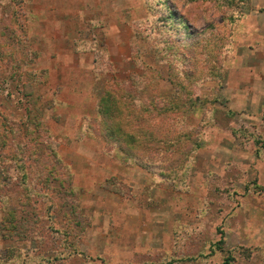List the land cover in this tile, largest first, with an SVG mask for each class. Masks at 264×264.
Instances as JSON below:
<instances>
[{
	"label": "rangeland",
	"instance_id": "rangeland-1",
	"mask_svg": "<svg viewBox=\"0 0 264 264\" xmlns=\"http://www.w3.org/2000/svg\"><path fill=\"white\" fill-rule=\"evenodd\" d=\"M153 2L0 0V263L264 264V0H170L192 21L186 62L187 28ZM183 70L198 80L182 98L200 101L152 122L190 128L191 159L145 171L106 142L98 100L161 108ZM21 202L45 238L5 229Z\"/></svg>",
	"mask_w": 264,
	"mask_h": 264
},
{
	"label": "trees",
	"instance_id": "trees-1",
	"mask_svg": "<svg viewBox=\"0 0 264 264\" xmlns=\"http://www.w3.org/2000/svg\"><path fill=\"white\" fill-rule=\"evenodd\" d=\"M154 5H156L160 11L162 10L161 13L164 16V22L171 21L176 25V22L180 21V24L187 28L186 36L188 39H191V41L189 42V44L188 42H185L183 44L182 47L184 53L180 54L178 59L180 61L183 60L184 62L188 61L190 47L193 46L192 43H194L195 41L194 32L191 28L192 21L185 17L183 14L178 13L177 8L172 6L170 0H154L153 6ZM171 22L165 23V25L171 24ZM215 33L216 32H214L213 37H209L208 46L213 45L215 43V39L218 38V34ZM190 59L192 60L194 58L190 57ZM171 66L173 69L181 71L173 64H171ZM146 72H149V69H146ZM156 72L157 74H155ZM182 73H184L185 76L183 78H180L178 75V80L174 81V85L176 87L173 96L169 98L170 102L165 101L161 108H159L155 103L152 105L146 103L145 101L139 103L138 108H135L133 104L128 103L129 95H125L127 96L125 98H122L123 95L120 96L122 100L119 101V96L116 97L115 93L113 94V92H111L110 90L104 91L98 100V110L101 116L100 129L102 128L103 132L101 133L104 135L106 142L117 143V145L120 146V148L127 154V156L145 171L154 173V171L158 170L160 173H164L165 168H162L163 165L161 163L166 159V157H168V159H172V164L174 163V168L172 169L175 173L184 169L183 164H185L186 159H191V157L189 156L186 158L184 154L186 152L182 151V143L188 142V138L190 137V134L188 132V129L190 128H186L184 125H182L181 127L177 125V127L179 128H171L169 130L162 131L158 123L152 122L154 120V115L162 117L161 115L165 116L168 113L173 114L174 112H178L179 116H183L184 112L193 109L200 101V97L198 95H193V93L191 95L189 94L188 100H184L182 98V93L186 94L189 89V83H191L190 85H195L198 80L195 75L192 76V74L188 71L183 70ZM152 75L153 76L149 77L147 83L151 82V84H156V75L159 76L158 71H155ZM155 110L158 112L156 113ZM133 121L139 123H136V126L133 125V127H129V124L135 123ZM175 123L176 122H167V124L169 125ZM193 145L194 146L190 144V148L187 150L188 153L193 152L194 147H200V140H194ZM180 150L182 151V153L179 156L174 155L178 154ZM158 151L160 152L156 154V152ZM162 151H164V153ZM0 156H2V159L5 160V158H3V154ZM14 158L18 159V157L16 156ZM21 165H23V163H21ZM169 165H171V163ZM24 168L25 166L23 167V170ZM26 176L27 173L21 171V176H19L21 183L26 180ZM2 178L5 180V182H0V201L3 200L2 197H6L4 188L7 186L9 187L12 183L10 177L2 175ZM27 191L30 192L31 190L24 187L21 195H25V192ZM1 192L3 193L1 194ZM39 195L40 194H38L37 197L34 198V200L39 199ZM44 195H48V193L44 191ZM20 205L21 208L14 207L11 209H7L6 211V221L8 222H6L5 224V229L10 232L9 235L13 237L18 236L21 240L27 237L34 236H38L39 239H41L40 237L45 238L46 236L44 234V228L42 227V225H40V222L38 220L32 222L30 218H28L27 214L24 213L26 203L21 202ZM65 227L66 222L64 223V228H60V234L67 235V231L64 230ZM50 229L52 231L51 227ZM56 231L59 230L54 229V232ZM56 259L64 260V257L57 255L52 258L50 257L45 259L44 255L39 254L36 257V261L34 260V262L31 263H25L24 261H22L19 264H54L57 261ZM0 264L9 263L5 260ZM60 264H64L63 261L60 262ZM166 264L172 263L168 262ZM224 264H232V257L229 256Z\"/></svg>",
	"mask_w": 264,
	"mask_h": 264
},
{
	"label": "crops",
	"instance_id": "crops-1",
	"mask_svg": "<svg viewBox=\"0 0 264 264\" xmlns=\"http://www.w3.org/2000/svg\"><path fill=\"white\" fill-rule=\"evenodd\" d=\"M84 165V164H83ZM85 170H87V168L86 167H83ZM89 168V167H88ZM138 169V168H137ZM80 170H82V169H80ZM135 171H137V170H135ZM98 182H96V184H97Z\"/></svg>",
	"mask_w": 264,
	"mask_h": 264
}]
</instances>
